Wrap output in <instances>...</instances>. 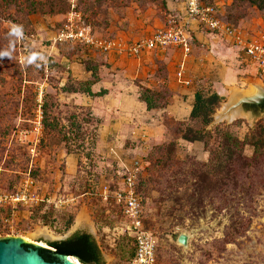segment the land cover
Wrapping results in <instances>:
<instances>
[{
  "label": "rangeland",
  "instance_id": "374dc122",
  "mask_svg": "<svg viewBox=\"0 0 264 264\" xmlns=\"http://www.w3.org/2000/svg\"><path fill=\"white\" fill-rule=\"evenodd\" d=\"M204 1L245 35H264V9L253 0ZM73 11L100 38L133 44L176 26L184 9L175 0H0V237L49 249L50 240L83 231L105 264H126L133 245L111 193L125 166L140 160L149 167L139 191L158 241L155 264H264V86L241 68L237 50L204 31L189 62L173 47L147 54L146 67L163 80L154 90L158 108L120 109L135 114L126 117L115 109L103 125L107 103L64 89H83L87 68L113 69L110 57L126 59L116 67L130 74L139 64L56 41ZM180 61L197 92L221 97L207 126L168 114L180 94L170 87ZM134 83L139 94L147 88ZM228 135L244 143L239 152ZM183 233L187 247L177 242Z\"/></svg>",
  "mask_w": 264,
  "mask_h": 264
},
{
  "label": "built area",
  "instance_id": "2783aa9c",
  "mask_svg": "<svg viewBox=\"0 0 264 264\" xmlns=\"http://www.w3.org/2000/svg\"><path fill=\"white\" fill-rule=\"evenodd\" d=\"M184 12L176 26L160 28L150 37L139 39L133 44L107 40L97 36L81 21L80 15L71 12L66 25L60 30L56 41L82 45L101 53L125 54L133 59L147 52L178 48L186 55L193 44V27H198L215 37L222 38L227 45L239 52L240 64L249 74L264 86V35L248 36L243 31L223 20L217 4H207L203 0H183ZM23 56V60H26ZM180 82L184 79V69L178 72ZM145 164L136 160L130 167L125 166L120 176V187L111 194L124 217L123 232L134 239L135 253L126 264H155L158 241L146 228L145 206L140 194V178L145 172Z\"/></svg>",
  "mask_w": 264,
  "mask_h": 264
},
{
  "label": "crops",
  "instance_id": "0c3cea01",
  "mask_svg": "<svg viewBox=\"0 0 264 264\" xmlns=\"http://www.w3.org/2000/svg\"><path fill=\"white\" fill-rule=\"evenodd\" d=\"M175 1L180 3L181 8L183 7V9H184L183 0L181 2H179L180 0H175ZM183 12L181 13V15L183 14ZM192 34H193V39H194V38L199 37V35L205 34V32H204V30H201L198 27H193ZM208 34L213 36L210 33H208ZM171 50L180 56V60L186 59L187 62H189L190 58H192V48H191V52L187 55L182 50H180L178 48H174ZM176 51H178V52H176ZM152 52H154V51H152ZM149 53H151V52L145 53L138 60L133 59V61H136V63L139 64V67L135 70L136 74H133V73L130 74L127 71V69L124 70L123 68L119 69L116 67L120 64H125L126 59H124L123 57H119V58L114 57V56L110 57V63H113V65H114L113 69H111L109 71L103 70V69L100 70L101 72L98 74L99 75V81L92 86L91 90L95 94L100 93L103 90L108 91L107 95H105L103 97H96L95 98L98 103H101V104L107 103V104H105L106 109L103 111V116H101V118L104 119L103 125L108 124L107 120H108V117H110L109 112H112L115 109H116V112L119 111L118 113L121 114L122 116H125V117L127 115H131V116L135 115L131 111H120V109L124 110L126 108H129V106H132L135 108L139 107L141 109H144L148 114H151V113H149L150 111H154V110H150V111L147 110L146 104L144 102H142L139 98L140 97L139 93H138L139 86H137L134 83V79L140 78L143 80V83H144L143 85L146 86L147 88L153 90V91L159 90L161 88V83H163V80H161L158 77L157 73L151 72V69L146 67V64H148L147 61L150 60V59H148L149 57H147V54H149ZM237 55L239 57L238 50H237ZM131 60H128V61H131ZM180 66H181V68L184 69V79L187 81H190V84L186 85V84L180 82V80L178 79V72H179L178 71L177 75L175 74V80H171L170 87H172V90H176V91L178 90L180 92V94H187V97L182 98L181 97L182 95H180L179 93L174 91V96L172 98L171 105L169 106V108L171 107L172 110H169L168 114L173 116L175 118V120H177V121H190L191 112L193 109V104L195 101V95H196L197 91L195 90V87H193V80L191 79L190 72H187V67H186L185 62H181ZM240 66H241V64H240ZM146 68H147V71H144ZM241 68L244 69V71L249 74V72L243 66H241ZM227 76H229V75H227ZM87 79H88V77H86L85 80H87ZM224 80H229V77H227V79H224ZM73 94L76 95L79 93H73ZM82 95H84L85 97L87 96V94H82ZM98 103H96V104H98ZM167 110L165 109L164 111H167ZM183 111L186 113H183ZM181 116H185V117L183 118ZM151 118H152V115H151ZM152 121L155 122L156 119L152 118ZM147 122L148 121H144L142 123H147ZM134 123H138V121H134ZM119 125L120 126L123 125L121 121H120Z\"/></svg>",
  "mask_w": 264,
  "mask_h": 264
},
{
  "label": "trees",
  "instance_id": "16d2710c",
  "mask_svg": "<svg viewBox=\"0 0 264 264\" xmlns=\"http://www.w3.org/2000/svg\"><path fill=\"white\" fill-rule=\"evenodd\" d=\"M204 1V0H203ZM251 1V0H250ZM205 2V1H204ZM254 4H258L259 8L264 9V3L261 1V3H258L257 0H253ZM207 4H214V2L207 3ZM223 18V17H222ZM224 21H226L223 18ZM229 23L228 21H226ZM236 27V26H235ZM89 72L92 74V79L86 82L81 83V86L83 89L81 90H68L64 89L65 92L69 93H82L87 94L91 98L96 97H103L108 94L107 90H103L100 93H93L91 88L94 84H96L99 81L98 77V69L96 67L87 68ZM158 93L152 91L151 89H144V91L139 94V98L142 102H144L147 106V110H154L157 109L159 105H157V96ZM221 97L217 93H213L210 95H205L202 92H197L195 95V101L193 104V109L191 112V121L202 119L203 125L207 126L211 123L210 115L214 112L215 107L220 103ZM45 127L49 128H55V125L46 124ZM184 140L188 142H194V141H203L200 137L193 136V137H183ZM228 141L229 143L234 146V149L236 152H239L244 143L240 142L237 138L232 137L231 135H228ZM257 146H255V152H257ZM157 168L163 167L164 162L162 159H158L156 162ZM147 168V167H146ZM149 170V167L146 169ZM159 183V181H157ZM170 188V187H168ZM167 191L164 189H161V200L160 203L164 202V197L167 196ZM130 242L132 243V252L130 254V257L128 261L133 258L135 253V246H134V239L128 237ZM49 246L54 248L57 253L59 254H65L68 256H73L78 258L83 264H105L101 249L98 245L97 240L94 238L93 235L83 232V231H76L74 232L69 238L63 240V241H57V242H50ZM41 254H44L46 259L49 262L55 261L53 257H51L50 253L47 250H40Z\"/></svg>",
  "mask_w": 264,
  "mask_h": 264
},
{
  "label": "water",
  "instance_id": "95a60500",
  "mask_svg": "<svg viewBox=\"0 0 264 264\" xmlns=\"http://www.w3.org/2000/svg\"><path fill=\"white\" fill-rule=\"evenodd\" d=\"M50 242H53L50 240ZM178 244L184 247L188 246L189 237L186 234H180L177 239ZM28 245L30 248L26 249ZM47 250L51 257L55 259L53 262L45 260L40 254V250ZM73 258L80 264H83L78 258L59 254L52 247L49 249L43 248L38 244L28 243L23 238H1L0 237V264H77L68 261V258Z\"/></svg>",
  "mask_w": 264,
  "mask_h": 264
},
{
  "label": "bare ground",
  "instance_id": "6f19581e",
  "mask_svg": "<svg viewBox=\"0 0 264 264\" xmlns=\"http://www.w3.org/2000/svg\"><path fill=\"white\" fill-rule=\"evenodd\" d=\"M39 245L42 246V247H48V246H46V245L43 244V243H40ZM68 261H70V262H72V263L80 264L78 261H76L75 259L70 258V257L68 258Z\"/></svg>",
  "mask_w": 264,
  "mask_h": 264
},
{
  "label": "flooded vegetation",
  "instance_id": "af4514ba",
  "mask_svg": "<svg viewBox=\"0 0 264 264\" xmlns=\"http://www.w3.org/2000/svg\"><path fill=\"white\" fill-rule=\"evenodd\" d=\"M263 104H264V103H263ZM25 248H26V249H29L30 247H29L28 245H26ZM40 254H41V252H40ZM41 255H42V257H43L45 260H47L46 257L44 256V254H41ZM47 261H48V260H47Z\"/></svg>",
  "mask_w": 264,
  "mask_h": 264
}]
</instances>
